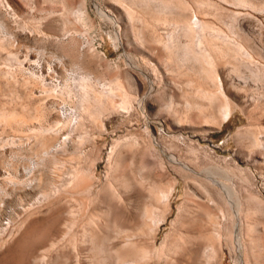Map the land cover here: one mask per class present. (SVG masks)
Listing matches in <instances>:
<instances>
[{
	"label": "rangeland",
	"instance_id": "1",
	"mask_svg": "<svg viewBox=\"0 0 264 264\" xmlns=\"http://www.w3.org/2000/svg\"><path fill=\"white\" fill-rule=\"evenodd\" d=\"M3 1L0 264H264V0H165L170 23L198 18L240 47L216 58L224 95L166 51L158 4ZM75 71L123 83L130 106L116 93L76 130L59 96Z\"/></svg>",
	"mask_w": 264,
	"mask_h": 264
},
{
	"label": "bare ground",
	"instance_id": "2",
	"mask_svg": "<svg viewBox=\"0 0 264 264\" xmlns=\"http://www.w3.org/2000/svg\"><path fill=\"white\" fill-rule=\"evenodd\" d=\"M0 3L4 7H7V8L9 7V5L6 1L0 0ZM150 3L158 4V6L160 7V11L158 13L162 14V16H163V17L156 18V22L173 28L167 34L165 41L163 42V40H162L164 48L166 49V51L168 50L170 55L175 57V58L179 57L181 55L180 58H186L187 60L192 59L193 61L195 60L197 63H199L198 65H201V68H202L204 74L206 75V78L211 83H213V85L216 88V91L220 95H224V91L222 89V82L218 78L217 70L214 67L215 63H216V58L217 59H218V57L223 58L225 55H228L229 52H233V51L235 52V50H240V47L237 48L234 45L232 46V44H230V41H224L223 45L220 46L218 44V42L219 41L222 42L221 40H223L220 32L210 29V27L208 26V24L205 21L200 20L198 18H196L195 21H192L191 18H187L185 16H184L185 18L184 17L182 18L180 16L181 18L179 21H177V19H176L177 22H175L173 24L170 23V21H169L170 19H168V16H170L172 14V10L170 8L171 3H168L165 0H135V4L137 6H139L140 4L148 5ZM67 32L68 31L66 30L65 34H67ZM181 37H187L190 40L189 41L190 45L189 46L187 45L185 47L182 46ZM220 60H221V58H220ZM91 77L87 74H81V73L76 72L75 75L71 76V80L76 83L75 92L72 91L70 88H68L65 85H64L65 86L64 88H62V89L60 88V90H59V94H60L59 96H61L62 98H67V99L74 98V100H75L74 104L77 105V107L71 113V116L69 117V123L71 122L72 119L76 120V123H75V127H76L75 129L76 130H77V126L80 124V127H81L82 126L81 123L83 122V120L82 121L80 120V118H81L79 115L80 112L85 113L84 114L85 117H87L88 115L89 116L93 115L92 119H94V115L96 116V114L99 113L100 110H102L103 108H106L105 107L106 105H109V104H110V106L113 105L114 101H112V100H113V98L115 99L116 93H118L119 94L118 96H120V102H119V105L117 107H120V109L121 108L127 109L130 106V98H129L128 93L127 92L125 93V91H123V87H122L123 83L122 82H121L122 84H120L117 80V82L115 81V83L109 82L106 84H102L101 88L98 90L95 87V85L92 81L93 79H91ZM34 79H36V78H34ZM57 90H54V92ZM57 94H54V95H57ZM63 100H66V99H63ZM225 100H226V97H225ZM229 103H230V101H229ZM229 103L227 101L221 110L222 121H227L231 115V112H232L230 110L231 104L229 105ZM2 114L3 113L0 114L1 118L3 117ZM5 114H8L7 118H12V117L14 118L15 117L14 119L16 120V114H15V116L12 113H10V114L4 113V115ZM97 116H98V114H97ZM14 119H13V121H15ZM74 120H73V122H74ZM80 121H81V123H80ZM9 122H10V120H9ZM73 122H72V124H73ZM71 128H72V126H71ZM37 131L40 132V134H41V132L46 131V129H44L43 127H40ZM38 132H36V133H38ZM48 132H50V131H48ZM44 134L45 133H43L42 135H44ZM174 189H175L174 186H171L166 191L160 190L158 193V196L164 202V204L166 206L165 209L167 211H169V204H170L169 198H170L172 192L174 191ZM155 196H156V200H158L159 198L157 197V195H155ZM158 202H160V201H158ZM150 217H152V216L150 215L149 218ZM157 221H162V220L159 219ZM173 223H174V221H173ZM217 233L218 234H216V236L218 238L220 234H219V232H217ZM218 239H220V238H218ZM218 242H219V240H218ZM173 248H174V246L167 245L164 242L163 245L161 246V250L158 252L157 255L156 254L155 255L159 259L168 258V255L171 254V251L173 250ZM213 252L216 253V251H213ZM153 253H156L154 248L151 251H140L139 250V252H138V254H136L135 258L138 260H142V259H145V258L151 256ZM213 256H215V255L213 254L212 257ZM127 257L128 256H126L125 258H127ZM129 257H131V256H129ZM126 260H130V259H125V261ZM123 264H133V263H131V260H130V262L127 261Z\"/></svg>",
	"mask_w": 264,
	"mask_h": 264
}]
</instances>
